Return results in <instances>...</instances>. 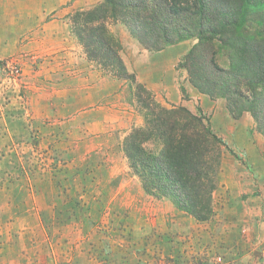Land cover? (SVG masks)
Returning a JSON list of instances; mask_svg holds the SVG:
<instances>
[{"label":"rangeland","instance_id":"rangeland-1","mask_svg":"<svg viewBox=\"0 0 264 264\" xmlns=\"http://www.w3.org/2000/svg\"><path fill=\"white\" fill-rule=\"evenodd\" d=\"M101 2L0 0V264H264L263 135L192 86L179 64L196 40L150 52L108 22L130 73L135 53L154 64L137 81L155 101L200 113L225 144L209 221L146 194L121 147L144 122L133 90L70 32Z\"/></svg>","mask_w":264,"mask_h":264},{"label":"trees","instance_id":"trees-1","mask_svg":"<svg viewBox=\"0 0 264 264\" xmlns=\"http://www.w3.org/2000/svg\"><path fill=\"white\" fill-rule=\"evenodd\" d=\"M69 21L88 61L133 90L144 122L130 129L121 147L143 191L209 221L225 144L200 113L155 101L127 70L107 23H122L150 52L196 40L179 64L192 86L223 98L234 118L249 114L264 137V0H102Z\"/></svg>","mask_w":264,"mask_h":264},{"label":"crops","instance_id":"crops-1","mask_svg":"<svg viewBox=\"0 0 264 264\" xmlns=\"http://www.w3.org/2000/svg\"><path fill=\"white\" fill-rule=\"evenodd\" d=\"M126 47V46H125ZM168 48V47H167ZM166 49V48H165ZM164 51L161 50L160 52ZM135 53V52H134ZM136 55H138V57L135 56V61L134 63H130L129 61H127L129 67L133 70V72L135 73L137 79H139L140 81L146 83V84H149V80L147 81V78L144 77V75L141 74L143 67L144 66H153L154 64L148 62V59L144 58L143 55H141V53H135ZM152 69V68H151ZM106 81V80H105ZM111 83H115V86L119 87V88H122L123 85L121 84L120 86V83L117 81V80H109ZM108 82V81H107ZM117 91H120L119 89H117ZM121 92V91H120Z\"/></svg>","mask_w":264,"mask_h":264}]
</instances>
